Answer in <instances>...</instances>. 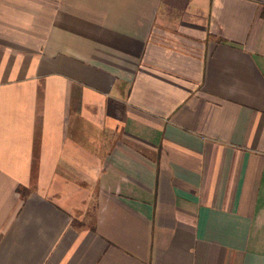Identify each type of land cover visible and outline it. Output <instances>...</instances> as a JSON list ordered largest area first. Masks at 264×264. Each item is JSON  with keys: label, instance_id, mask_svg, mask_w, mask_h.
Wrapping results in <instances>:
<instances>
[{"label": "crops", "instance_id": "1", "mask_svg": "<svg viewBox=\"0 0 264 264\" xmlns=\"http://www.w3.org/2000/svg\"><path fill=\"white\" fill-rule=\"evenodd\" d=\"M0 264H264V0H0Z\"/></svg>", "mask_w": 264, "mask_h": 264}]
</instances>
